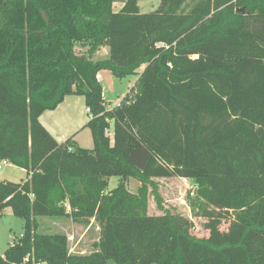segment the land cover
Returning a JSON list of instances; mask_svg holds the SVG:
<instances>
[{
  "label": "trees",
  "instance_id": "trees-1",
  "mask_svg": "<svg viewBox=\"0 0 264 264\" xmlns=\"http://www.w3.org/2000/svg\"><path fill=\"white\" fill-rule=\"evenodd\" d=\"M137 1L0 0V161L27 175L0 180V216L24 221L0 264H264V0H160L147 13ZM101 69L138 75L112 107ZM70 94L84 98L92 149L39 120ZM170 177L196 186L192 216H230L227 233L198 238L165 208L156 179ZM40 216L94 223L92 251L37 232Z\"/></svg>",
  "mask_w": 264,
  "mask_h": 264
},
{
  "label": "rangeland",
  "instance_id": "rangeland-1",
  "mask_svg": "<svg viewBox=\"0 0 264 264\" xmlns=\"http://www.w3.org/2000/svg\"><path fill=\"white\" fill-rule=\"evenodd\" d=\"M123 2H114L112 4L113 11H119L123 7ZM139 11L141 13H147L154 11L158 8L160 0H138L137 1ZM85 46V45H84ZM83 45H76V49L81 51L85 47ZM105 46L101 47L93 56V59H103L106 57ZM142 68L138 69L140 72ZM97 77L100 83L103 84V93L105 96V103L108 107L116 105L134 86V83L138 77L137 74L125 75L118 77L110 69H101L97 73ZM66 97V96H65ZM67 100L75 102L74 108H72L74 115H72V125L82 128L77 133L71 136L73 141L77 140L80 147L83 149H92L93 141L89 127L85 124L89 119L86 107L84 104V98L82 95L70 94L67 95ZM65 101V103L67 102ZM80 103V107L76 102ZM83 102V105H82ZM61 103V102H60ZM59 103V104H60ZM55 108V111L46 110L45 114H57L59 111L64 112V104ZM60 106V107H59ZM58 108V109H57ZM54 110V109H51ZM45 112V111H44ZM53 112V113H48ZM78 120V121H77ZM84 121V122H83ZM109 137L112 138V124L109 127ZM88 143V144H87ZM0 180L10 182H22L26 179V172L24 169L15 166L13 164H1ZM156 183L158 186V193L163 201L165 208L177 211L182 215L188 217L191 221V232L198 238H209L211 233L217 232L219 234H226L228 231L230 216L222 218L211 226L212 220L207 217H195L191 214V208L189 205V193L188 187L191 186V181H188L180 177L170 178H157ZM119 183V179L116 176H112L108 179V190L115 188ZM136 179L130 178L126 182V186L131 191H136L138 186ZM149 214H160L161 212L156 208L153 196L149 197L148 202ZM39 226L37 232L39 233H58L63 232L68 237L69 249L72 252L89 253L92 251V244L98 239V230L94 223L91 226L85 227L72 223L70 219L65 217H37ZM24 221L21 217L13 215L9 208L3 211L0 216V253H2L8 245L12 242L14 236H19L23 232ZM108 264H115L112 260L107 261ZM34 264H46L45 262H39ZM156 264V263H153Z\"/></svg>",
  "mask_w": 264,
  "mask_h": 264
},
{
  "label": "crops",
  "instance_id": "crops-1",
  "mask_svg": "<svg viewBox=\"0 0 264 264\" xmlns=\"http://www.w3.org/2000/svg\"><path fill=\"white\" fill-rule=\"evenodd\" d=\"M104 53H106V55L108 54V48L107 47H105ZM102 87H103V84H102ZM67 99H68L67 96L64 97V99L61 101V103L59 105L65 103V101ZM74 103L75 102H73L72 100H67V102L64 104V107H65L64 112L59 111L57 114H45L46 113V111H45L39 117L41 124L48 130V132L58 142H64L65 140L70 139L71 136H73V134L77 133L78 130H80L83 126V125L81 127L71 126L72 125V119H73L72 115H74V112L72 110V108H74V106H75ZM76 103H77V106L80 107V103L78 101ZM82 105H83V102H82ZM57 107H58V105H57ZM48 111H55V109L54 110H48ZM48 113H53V112H48ZM73 140L74 139H71V141H70L72 143V147H80L79 146L80 143H78L77 140H75V141H73ZM80 148H83V147H80ZM138 186H139V184H138Z\"/></svg>",
  "mask_w": 264,
  "mask_h": 264
},
{
  "label": "built area",
  "instance_id": "built-area-1",
  "mask_svg": "<svg viewBox=\"0 0 264 264\" xmlns=\"http://www.w3.org/2000/svg\"><path fill=\"white\" fill-rule=\"evenodd\" d=\"M69 149L71 150V147H70ZM1 164H7V161H5V160L0 161V169H1V166H2ZM182 179H184L185 181H186V180L188 181L187 178H182ZM189 181H190V180H189ZM195 189H196V186H195L194 184L191 183V186L188 187V190H187L190 196H193V195H194V193H195Z\"/></svg>",
  "mask_w": 264,
  "mask_h": 264
},
{
  "label": "water",
  "instance_id": "water-1",
  "mask_svg": "<svg viewBox=\"0 0 264 264\" xmlns=\"http://www.w3.org/2000/svg\"><path fill=\"white\" fill-rule=\"evenodd\" d=\"M42 14H43L44 18L47 20V17H46V15H45V13H44V12H42Z\"/></svg>",
  "mask_w": 264,
  "mask_h": 264
}]
</instances>
